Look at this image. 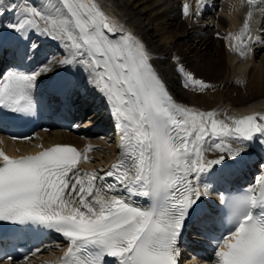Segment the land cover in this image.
I'll return each mask as SVG.
<instances>
[{
	"label": "snow or ice",
	"instance_id": "1",
	"mask_svg": "<svg viewBox=\"0 0 264 264\" xmlns=\"http://www.w3.org/2000/svg\"><path fill=\"white\" fill-rule=\"evenodd\" d=\"M259 2L247 0L248 5ZM189 8L186 0L185 17ZM6 11L19 20L4 27L32 29L63 41L70 58L58 63L77 62L89 70L91 83L107 98L117 120L122 158L100 175L77 168L87 157L72 146L19 158L0 151V222L62 234L69 242L62 264H105L109 257L115 264H179L178 238L190 211H197L201 174L221 164L224 153L241 156L257 136L264 143V115L226 123L215 119V112L176 104L145 45L130 34L111 38L109 33L118 28L95 4L57 0L41 11L26 4L5 7L0 0V16ZM243 36L236 37L243 45L241 56L250 51ZM51 70L45 65L31 74L9 73L0 84V107L31 113L36 79ZM178 71L185 88L202 92L211 87L182 65ZM213 149L220 155L204 162L203 153ZM260 182L258 195L253 190L231 201L233 226L218 246L217 264H264V176ZM203 187L207 194L208 186ZM133 197L148 198L151 207L136 206ZM0 264H13V258H0Z\"/></svg>",
	"mask_w": 264,
	"mask_h": 264
},
{
	"label": "bare ground",
	"instance_id": "2",
	"mask_svg": "<svg viewBox=\"0 0 264 264\" xmlns=\"http://www.w3.org/2000/svg\"><path fill=\"white\" fill-rule=\"evenodd\" d=\"M27 1H33L32 6L36 5L39 10L45 11L44 6L35 0ZM111 1L116 7L117 14L120 12L124 19L144 38L150 53L149 62L174 101L181 100L191 103L183 107L193 112H215V119L226 123H231V118L235 115L241 116L256 112L264 115V7L262 5L264 0L256 5H248L247 0L243 2L242 0H205L204 4H201L200 0H187L190 6L189 17L183 15L181 0ZM83 2L88 6L95 4L112 24L116 23L118 18L114 14L109 15L106 8L99 6L98 2H93V0H83ZM11 3L25 4V0H3L5 7ZM251 17L253 20L250 22ZM18 20L19 17L13 11H6L4 16H0V34H9L10 40L22 39L24 35L20 32L4 27L8 23H17ZM41 23L42 27L45 26L43 21ZM28 32L35 44H40L48 50L45 55L46 59L40 62L41 67L47 65L52 68L54 66L50 72L42 74L43 80H54L61 74L73 72L77 82L72 90H80L77 99L83 98L86 104L91 102L92 108L100 112L99 116L102 119L109 112V106L103 93L91 83L89 70L77 62L65 65L58 63L56 66L59 60L70 58V52L64 47V42L42 34L40 31L30 29ZM242 33L244 43L250 49L245 56H241L238 49L243 45L236 39ZM129 34V32L126 35L119 34L118 39ZM247 36H250V39L245 38ZM136 40L142 43L140 38ZM4 42L6 41H2ZM180 65L197 79L210 84L211 87L202 92L185 88L182 74L178 71ZM78 113L81 115V112ZM112 118V116L105 118L102 123V127L105 128L99 126L88 131L82 127L69 132L54 128L49 132H40L37 138L18 145L5 139H0V141L10 148L8 151L10 154L16 153L15 148L22 153L30 147L37 150L53 143L73 144L77 146L81 154L86 155L87 159L84 161L87 160V164L91 165V159H95L93 154L101 148L98 143L108 145L107 138L103 140L105 133H100V131L103 129L113 131L114 128L110 124ZM114 135L116 139L120 138L118 132ZM247 144L241 156L235 159L224 153L229 159L228 165L222 163L210 165L209 170L202 174L199 181L201 197L211 196L213 190H217L215 180H223L236 173L252 177L249 183L262 177L264 163L260 161L264 158V153H262L264 143H261V138L257 136ZM111 148H113L111 154L104 156V161L102 158V162L91 166L110 162L117 153L114 144ZM206 153L208 154L204 162L216 159L220 155L215 149ZM254 159L257 160L253 162ZM203 185L208 186L207 194H204ZM62 246L64 244L60 243L52 250L53 252L50 251L54 255L46 257L47 253L35 264H54L64 248Z\"/></svg>",
	"mask_w": 264,
	"mask_h": 264
},
{
	"label": "rangeland",
	"instance_id": "3",
	"mask_svg": "<svg viewBox=\"0 0 264 264\" xmlns=\"http://www.w3.org/2000/svg\"><path fill=\"white\" fill-rule=\"evenodd\" d=\"M183 1V3H185L186 2V0H182ZM217 12L218 13H220V11L219 10H217ZM42 21H40V23H41ZM44 23V22H43ZM57 64H58V62L56 63V66H57ZM49 65H52V63H49ZM54 68V66L51 68V69H53ZM88 112V111H87ZM96 113V112H95ZM100 113L97 115V116H95V115H91V112L89 113H85V117H84V120H85V122H87L88 124H86L85 126H97L98 125V123H99V120H100ZM98 121V122H97ZM91 124V125H90ZM106 138H108V140L106 139V141H107V143H108V145H103V144H101L100 142L98 143V144H100L101 145V148H100V150H98L97 152H95L93 155H94V158L95 159H93L92 160V162L93 163H99L100 161L102 162V158H104L103 159V161L105 160V157L106 156H108V155H110L111 154V152H112V150H113V148H111L112 147V145L114 144H116V139L115 138H113V137H110V136H107ZM96 141H97V139H95ZM103 140H104V138H103ZM209 143H211V141H209ZM111 144V145H110ZM111 146V147H110ZM112 149V150H111ZM102 152V153H101ZM107 152H108V154H107ZM207 152V151H206ZM206 152H204L203 153V157H205L206 155H207V153ZM105 156V157H104ZM53 252V251H52ZM52 252H50V253H48V255H46V257H49V256H51V255H54V254H52ZM41 263V262H40Z\"/></svg>",
	"mask_w": 264,
	"mask_h": 264
},
{
	"label": "water",
	"instance_id": "4",
	"mask_svg": "<svg viewBox=\"0 0 264 264\" xmlns=\"http://www.w3.org/2000/svg\"><path fill=\"white\" fill-rule=\"evenodd\" d=\"M224 162H227V160L225 159Z\"/></svg>",
	"mask_w": 264,
	"mask_h": 264
}]
</instances>
